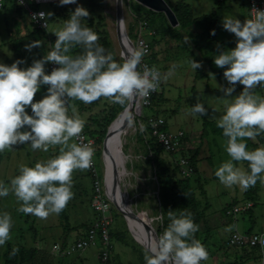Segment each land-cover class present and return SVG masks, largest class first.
I'll return each mask as SVG.
<instances>
[{
	"label": "clouds",
	"instance_id": "1",
	"mask_svg": "<svg viewBox=\"0 0 264 264\" xmlns=\"http://www.w3.org/2000/svg\"><path fill=\"white\" fill-rule=\"evenodd\" d=\"M21 5L24 0H18ZM77 0H59V6L76 4ZM53 13L33 14V20H48ZM89 11L77 5L64 20L63 26L52 32L57 39L49 45L47 54L34 59L31 66L21 68L26 60L17 59L10 66L0 63V153L15 145L29 144L32 151L48 152L58 148V154L34 167L21 164L19 174L10 180V187L0 182V197L10 192L20 203L18 212L45 220L50 214H60L73 198L72 176L75 170H88L93 164L94 148L83 142L81 133L85 121L73 101L91 104L104 97L112 103L125 106L134 97L148 98L162 82L161 72L155 65L144 64L147 49L129 48L120 61L114 58L99 41L92 28L83 24ZM250 17L241 21L225 15L221 21L224 30L234 34L236 46L222 49L214 64L222 69L227 87H220L227 98L223 113L212 109L209 116L205 102L198 95L191 106V114L209 116L225 137V151L229 160L220 164L214 175L228 188L238 186L247 190L259 180L264 184V145L247 150L246 138L255 140L264 133V97L255 94L264 88V10L253 4ZM212 30L211 35H215ZM185 43H189L188 38ZM41 41L26 44L29 52L40 47ZM76 47L81 52L72 55ZM52 63L50 74L45 65ZM193 69L202 65L191 61ZM175 66H173L174 68ZM211 74V73H210ZM212 75V74H211ZM167 79V76L164 77ZM243 90L237 95V85ZM41 86L47 94L34 102ZM31 108V115L26 108ZM247 162L249 171L237 166ZM168 226L158 239L153 240L144 255L145 264H201L208 259V251L196 238L199 225L188 211H167ZM234 227V226H233ZM12 217L7 211L0 213V246L11 239ZM231 230V228H229ZM16 249H13L15 254Z\"/></svg>",
	"mask_w": 264,
	"mask_h": 264
},
{
	"label": "rangeland",
	"instance_id": "2",
	"mask_svg": "<svg viewBox=\"0 0 264 264\" xmlns=\"http://www.w3.org/2000/svg\"><path fill=\"white\" fill-rule=\"evenodd\" d=\"M176 1L178 0H169L171 4L176 3ZM185 1L191 5L192 14L195 17L214 12L215 18L218 20V39L225 42V50L235 48L236 38L234 34L224 30L221 21L225 15H231L241 21L245 18H250L247 0ZM92 2V0H77L76 4L65 6H59V2L43 4L42 7L48 13H53V15L49 19V26L46 29H35L36 26L33 25L28 12L23 6L16 5L13 0L8 1L6 7L0 9V63L10 66L17 59H24L26 63L20 65V67L27 68L31 66L34 59L43 58L49 50V38L56 37L52 32L62 27L64 23V20L57 13L69 14V10L74 11L77 5H82L89 13L92 12L89 17L85 18L84 24L86 25L92 21L93 25L102 35H107L105 38H107L113 48L114 58L120 61L121 57L125 55L117 29L116 0H95L93 4ZM134 2L136 0H123L126 30L132 41L136 39L137 34L139 35L142 22L141 20H137L131 9V4ZM89 18H91L90 21H88ZM147 23L148 25H143L144 36L151 43L153 41L157 42L155 49L159 50V54L157 55L156 64L161 71L162 82L156 101L151 107H144L143 113L145 117L151 114L162 116L166 120V127L169 130H184L188 135V141L183 148L184 154H189V150H194L200 145L201 133L206 127L208 133L202 141L207 144V146H204V155L209 157L204 156L201 159L200 167L203 177H208L209 171L205 163L215 172L220 164L230 159L224 147L225 137L214 133L213 129L217 127L209 123L213 121L216 124L214 120L209 119L212 109L217 111V115L224 111L227 98L223 97V93L219 89L220 87H227V81L224 77H218L215 74L214 69L206 63L202 54L192 42L188 31L196 33L199 31L198 28L190 26L185 30L178 29L182 33L184 41L188 38L189 43L186 44L193 50L194 55L192 56L184 49L182 40L175 35L165 20H156L153 23L149 21ZM130 28L134 31L133 35L130 33ZM34 41H41V46L33 48L31 52L27 51L25 45ZM16 43L18 44L19 52H22L21 58L18 57L15 51L14 44ZM71 54L73 55V53ZM193 59L202 65L199 69L207 75L197 77L199 69L195 70L192 68L191 61ZM173 66L175 67L173 68ZM45 70L48 73V64L45 65ZM165 76H167V79H164ZM47 87L41 86L40 91L34 97V102L41 100L47 94ZM242 90L243 86L238 84L236 92L233 95L239 94ZM255 94L264 97V88L257 87ZM198 95L205 102L209 116L201 117L191 114V106L196 103ZM111 107H114V111L115 109L118 110L119 104L102 98L99 106H93L90 110L82 111L80 116L84 120L92 115L101 117L103 116L101 110H109ZM26 111L29 115L32 114L30 107L26 108ZM139 118L140 113L138 111V113H135L134 127L124 136V151L129 154L126 165L132 173L122 176L123 178H121L119 183L129 200L131 198L133 209L138 216V230L140 232L157 231L162 219V198L156 183V177L151 182L154 170L152 166L145 163L146 145L137 136V131L140 130ZM110 125H108L106 133L97 134L98 136L94 135L93 158L96 161L97 171L101 178L104 177L106 170L108 173L109 155L105 145V138ZM253 141L259 143L257 137ZM245 142L248 146L247 150H251L252 147L248 144L247 138ZM261 145H264V142H261ZM58 148L59 146L50 147L48 152H43L42 150L32 151L29 144H18L13 146V148L6 149L2 152L0 182H4L5 185L10 187V180L19 174L21 164L34 167L36 162L46 161L57 155ZM181 154V152L176 153L175 157L178 158ZM168 155V153L167 155L163 153L162 156L169 161ZM110 165L115 179L116 176L111 159ZM237 166L249 171L246 161L239 162ZM90 174V169L83 171L75 170L73 172L72 192L74 196L67 205V212L70 215L72 226H77V228L70 231L68 246L62 250L66 251L71 245L82 239L91 229V226L88 228L85 225L91 223L96 218V212H94L91 199L94 177ZM207 177L203 180L205 195L202 196L200 190L196 189L197 199L201 205L205 206L207 202L209 203L205 221L201 224L202 239L205 238L207 228H209V237L205 243L208 259L203 264H215L214 255L222 258L218 264H233L234 262L250 264L247 259L248 254L239 259L238 254L234 252L238 250L237 247L231 246L228 240L234 231L244 233L251 226V222H253V228L256 231L260 233L264 231V188L259 193V197H255L257 203L252 208V211L242 212L236 217L234 215L231 217L226 214V209L245 202L247 199L246 190L238 186L228 188L220 183L216 176ZM194 178L195 176H192V183H194ZM156 203L160 205L158 212L155 211ZM19 206L20 203L11 192L7 197H0V213L7 211L13 221L11 239L4 246H0V254L6 249L7 244L18 245V243H21L27 248L35 246L39 249L41 254L39 264H99L98 251L100 247L98 245L84 250L72 251L71 253H63L57 249L58 246L62 248L65 237L63 227L60 225L59 214H50L47 219L41 220L30 214L25 215L18 212ZM111 213L113 217L111 232L113 245L115 246L112 264H145L144 255L149 248L135 240L128 228L124 215L115 204L112 205ZM157 214H159V217L156 218ZM251 218L253 221H251ZM221 248L229 256L223 257L221 252L218 253L217 250ZM243 248L239 249L240 253H245L247 250L257 256H262L260 249H252L253 247ZM0 264H4V260H1Z\"/></svg>",
	"mask_w": 264,
	"mask_h": 264
},
{
	"label": "trees",
	"instance_id": "3",
	"mask_svg": "<svg viewBox=\"0 0 264 264\" xmlns=\"http://www.w3.org/2000/svg\"><path fill=\"white\" fill-rule=\"evenodd\" d=\"M92 1H93L92 4L95 3V0H92ZM166 1L169 3V5L175 11V13L179 19V26H177V27H171L165 13L155 12V11L143 6L142 4L138 3L137 1L134 2L133 4H131V9H132L133 13L135 14L137 20L147 21V22L150 21L151 23L155 22L156 20H161V21L165 20L168 23V25L170 26V28L172 29V31L175 33V35L178 36L179 39L182 40L184 49L187 52H189V54H191L192 56L194 55L193 50L185 43L184 37H183L182 33H180L178 31V29L185 30V29L189 28L190 26H195L196 28H198L199 31L196 33L188 31V34H189L192 42L194 43L196 48H198V50L202 54L203 58L205 59L206 63L211 68L214 69L215 74L218 77H224L223 72L225 69L219 68L214 64V56L218 54L217 45H219L222 49H226L225 42L218 39V37H217L218 20L215 18L214 12L212 14H204V15H200V16L195 17L192 14L191 5L189 3H187L185 0H178L174 4H171L169 2V0H166ZM16 5H17V3H16ZM36 7H39V5H36ZM69 11L71 12L72 10L70 9ZM70 12H69V14L57 13V15L60 16L61 19L67 20L69 18ZM90 13H92V12H90ZM90 20H91V18H89L88 21H90ZM83 24H84V22H83ZM86 26L92 28V30L97 33V35L99 37L98 42L101 45H103L107 50L111 51L114 55V51H113L111 44L109 43L107 38H105L107 35H102V33H100L96 29V27L93 25L92 21L88 22L86 24ZM35 29H39V28L35 27ZM212 30H215L216 34L214 36L211 35ZM133 32L134 31L132 30V28H130L131 35H133ZM49 39H51L52 43L54 44L57 37H50ZM156 43L157 42H154V41L151 43L152 49H153L151 60L155 64L157 63V55L159 54V50L157 51V49H155ZM14 48H15V51H16L18 57L21 58L22 52H19L17 43L14 44ZM80 52H81V49L79 47H76L72 50L73 55L79 54ZM48 73L50 74L49 67H48ZM205 75H207V74L200 71V69L197 71V77H201V76H205ZM102 98H104V97H101L100 99L96 100L95 102H93L91 104H84L80 101H73V103L76 104V106L79 110V114L81 115L82 111L90 110V109H92L93 106L94 107L99 106L101 104ZM156 98H157V94H155L152 98L153 103L156 101ZM127 105H128V102L126 103L125 106L119 105L118 110L115 109V111H114V107H111L109 110H105V109L101 110L100 109L103 113V116L98 117L96 115H92L86 120L83 119L85 121V127L83 129V132L89 134L92 137H94V135L96 136L97 134L99 135L100 133L101 134L106 133L108 125H110V123L115 119V117H117L118 114L121 111H123ZM209 123L212 126L216 127V124H214L213 121H210ZM146 129H147V127H146ZM213 132L223 136L222 130L219 128H216V129L214 128ZM207 133H208V130L205 127L201 133L200 145L197 146L194 150H189V156H190L189 159H190V162L192 163V165L194 167V174L192 176H195L194 183H192V180H193L192 176L186 177V176L181 175L180 167L177 165V163L175 162V159H174L176 153H170L168 155L169 161H167V159L163 158V156H162L163 153L164 154L166 153L162 144L160 142H158L154 136L149 135L146 138L145 133L143 131H141V130L137 131V136L139 137V140L144 142L146 145L145 163L152 166V169L154 170V173H153L154 177L153 176L151 177L152 178L151 182H153V180L156 177V183H157L159 190H160V193H161V198H162L161 207H163V209L161 210L162 219L160 220V218H159L160 225H159L158 230H157L158 234L159 235L162 234L164 232L165 228L169 224V220L167 217V211L168 210L171 209L173 211H177V213H179V211H185L186 210V211L192 213V217L194 219V222L199 225V231L195 235H196V238L199 239L204 246H205V243L209 237V233H208L209 228H207L205 238L202 239V237H201V224L205 221L206 211L209 208V203L207 202V204H205V206L201 205V203L197 199L196 189L200 190V193L202 194V196L205 195V188H204V184H203L204 183L203 180L205 178L202 176V174L198 168V160H199L198 155H199L200 149L202 147V143H203L202 139L205 137V135ZM257 138H258L259 143L255 142L251 139H248V144L250 145V147H252L251 150H254L257 147H260V143L264 142V133H262ZM187 139H188V135L185 138L184 142H186ZM184 147L185 146L183 145L181 153L183 155H187V154H184V150H183ZM150 151L153 152L152 155H149ZM170 156L172 159L170 158ZM1 160H2V153H0V163H1ZM90 173H91V170H90ZM90 175L92 176V173ZM261 188H262L261 183L258 180L257 184L254 187H250L249 189H247L245 191V194L247 195V200H252L254 202V206L257 203L255 197H259V193L261 192ZM92 191L94 192V187H93ZM91 199H93V194L91 196ZM159 209H160V205L158 203H156L155 211L158 212ZM250 211H252V209H250ZM94 212H96V211L94 210ZM95 214H96V218L94 220H96L98 217L97 216L98 213L96 212ZM59 217H60V225L63 227L64 233H65V237H64V240L62 243V248L60 246V248L62 250L68 246L67 245L68 235H69L70 231L76 229L77 226H72V223L70 220V215L67 212V206L59 214ZM157 217H159V214L156 215V218ZM94 220H92L91 223H88L85 226H88V228H90V226L93 224ZM251 221H253L252 218H251ZM253 227H254V224H253V222H251V226H250L247 234H250ZM32 228L35 229L34 226H32ZM111 237H112V232H111ZM256 247H259V246H256ZM14 248L16 249L15 254H13ZM40 255L41 254H40L39 249L35 246L31 247V248H27L26 246H24L21 243H18V245L9 243V244H7L6 249L3 251V253L0 254V261L4 260V264H39ZM202 262L203 261H201V263ZM233 264H241V263L240 262H234Z\"/></svg>",
	"mask_w": 264,
	"mask_h": 264
},
{
	"label": "built area",
	"instance_id": "4",
	"mask_svg": "<svg viewBox=\"0 0 264 264\" xmlns=\"http://www.w3.org/2000/svg\"><path fill=\"white\" fill-rule=\"evenodd\" d=\"M7 0H0V9L5 6ZM18 5V0H14ZM59 0H24V4L21 5L23 8L28 12L29 17L32 23L39 29H46L43 25L45 23L44 20H33L32 15L38 14L39 12L43 11L48 13L45 8L42 7L43 4L49 3H56ZM248 3V11L250 15V9L252 8L253 4L256 7L264 10V0H247ZM39 5V7H36ZM71 5V4H70ZM251 18V17H250ZM49 26V20H48ZM143 25H148L147 21L141 22L140 33L136 35V39L133 40V45L137 49H147V54L142 57L141 61V70L144 64H147L149 67L153 65L160 71L157 64L153 63L151 60L152 58V45L149 40H147L144 36L143 32ZM50 44L52 40L49 39ZM49 70L54 67H58V65L48 63ZM161 72V71H160ZM161 86V84H160ZM160 88V87H159ZM159 88L155 91L150 93L148 98H139L136 99L135 104V113H140V130L145 133V137L147 138L149 135L154 136L158 142L162 144L165 149V152L170 153H179L182 150V146L185 145V138L187 137V133L184 130H169L166 127V120L157 114H151L145 117L143 110L144 107H151L153 104V96L158 93ZM147 127V129H146ZM81 136L83 138L84 143L91 142L92 147L95 144L94 137L90 136L89 134L82 132ZM153 152L150 151L149 155H152ZM189 154L183 155L181 154L178 158H174L177 165L180 167L181 175L190 177L194 174V167L189 159ZM171 158V156H170ZM93 159L92 167L90 168L92 176L94 177V192H93V199H92V206L94 210L98 213V217L94 220L93 224L91 225V229L88 233L79 241L75 242L71 245L66 251L61 250L60 246L57 247L58 250H61L63 253H71L72 251L76 250H84L91 246L98 245L100 250L98 251V259L99 264H112L113 260V241L111 237V226H112V200L108 197L106 190H105V182L104 177H99L98 169L96 166V161ZM172 159V158H171ZM254 207V202L252 200H245V202L241 204H237L232 206L231 208L226 209V214L229 216H237L239 213L250 211ZM228 243L234 247H243V246H251L256 247L259 246L262 248L264 252V234L262 233H241L239 231H234L231 233V236L228 240Z\"/></svg>",
	"mask_w": 264,
	"mask_h": 264
},
{
	"label": "water",
	"instance_id": "5",
	"mask_svg": "<svg viewBox=\"0 0 264 264\" xmlns=\"http://www.w3.org/2000/svg\"><path fill=\"white\" fill-rule=\"evenodd\" d=\"M138 3L142 4L143 6L157 12H163L165 13L170 25L172 27L179 26V19L175 13V11L172 9V7L169 5V3L166 0H136ZM123 0H116V21H117V29H118V35L120 38V41L123 45V53L124 55H127L129 48H135L133 45V41L130 38L129 34L126 30L125 25V19H124V7H123ZM128 46H127V45ZM137 97H134L131 101L128 102V105L122 111L111 123V125L108 128V132L105 138V145L108 150L107 142L109 138V132L111 126L117 122L118 120H121L122 118H127L129 114L135 113V104H136ZM125 126V125H123ZM107 170L105 171L104 175V182H105V190L108 195V197L112 200L113 204H115L118 209L122 212L124 215L128 228L132 234V236L135 238L136 241H138L140 244L142 243L144 236L143 234H138L135 229L132 228L130 219L132 217H136V214L133 211L132 203L126 200L124 197L120 198L118 196V193L121 192L120 183L114 179V177L111 179L108 178ZM116 181V182H115ZM156 235V239H158L159 234L157 231H154ZM142 245V244H141Z\"/></svg>",
	"mask_w": 264,
	"mask_h": 264
},
{
	"label": "bare ground",
	"instance_id": "6",
	"mask_svg": "<svg viewBox=\"0 0 264 264\" xmlns=\"http://www.w3.org/2000/svg\"><path fill=\"white\" fill-rule=\"evenodd\" d=\"M134 118H135V113L129 114L127 116V118H122L121 120H118L110 128L109 138H108L107 143H108V150H109L108 151V155H109L108 156V178L111 180L113 178V174H112V169H111V165H110V159L112 162L113 171H114L115 176H116L115 180H117L118 182L121 180V178H123L122 176H125L127 174L132 173L130 170H128L127 165H126L127 160L129 158V154H127L124 151V140H125L124 136L126 134H128V132L134 127V125H133ZM123 125H125V126H123ZM109 157H110V159H109ZM122 181L124 182V180H122ZM118 195L120 196V198L124 197L129 202H132L131 198L129 200L127 194L122 189H121V192L118 193ZM133 211L136 214L134 209H133ZM137 217L138 216L136 214L135 218L132 217L130 219L131 226L133 229L136 230V232L138 234H140V235L143 234V236H144L143 241L144 242L142 241L141 244L150 249L153 240L156 239V235H155L154 231H152V230L146 231V232L145 231L140 232L138 230L139 221H138ZM149 234L154 236V237L152 238Z\"/></svg>",
	"mask_w": 264,
	"mask_h": 264
},
{
	"label": "crops",
	"instance_id": "7",
	"mask_svg": "<svg viewBox=\"0 0 264 264\" xmlns=\"http://www.w3.org/2000/svg\"><path fill=\"white\" fill-rule=\"evenodd\" d=\"M8 1H10V0H7L6 1V3H5V6L4 7H6V5H7V3H8ZM14 1V0H13ZM177 2V1H176ZM3 7V8H4ZM192 139V138H191ZM187 141H188V139L186 140V142H185V145H186V143H187ZM206 141V140H205ZM206 142H203L202 143V147H201V149H200V153H199V155H198V168H199V170H200V172H201V174H202V169H201V167H200V162H201V159L202 158H204V146H207V144H205ZM190 144V143H189ZM184 145V146H185ZM192 148V147H191ZM164 155H167V153H165ZM205 157H209V156H205ZM205 165L207 166V168H208V171H209V174H208V177H210V176H213V177H215V175H214V171H212V169H211V167H209V165H207V163H205ZM203 176V175H202ZM207 177V176H206ZM206 177H204V178H206ZM207 177V178H208ZM261 186H262V188H261V191H262V189L264 188V185L263 184H261ZM261 193V192H260ZM236 217V216H235ZM95 219V218H94ZM93 219V220H94ZM215 226H217V225H215ZM249 228H250V226L248 227V229L247 230H245L244 231V233H248V230H249ZM260 233V232H258V231H256L254 228L252 229V231L250 232V233ZM262 234H264V231L263 232H261ZM114 244V243H113ZM205 247H206V244H205ZM247 247H251V246H245L244 248H247ZM241 247H237V251L235 250L234 252H236L237 254H238V256H239V259L241 258H243L244 256H245V254H248L247 256V259H248V261H249V263L250 264H264V252H263V250H262V248H260V247H253L252 249H260V251H261V254H262V256H257V255H255V254H253L252 252H250V251H247L246 250V252L245 253H240V249ZM243 248V247H242ZM243 248V249H244ZM113 249L115 250V246L113 247ZM218 251V253L219 252H221V255L224 257V256H229V254L228 255H226L227 254V252L224 250V249H218L217 250ZM229 253V252H228ZM214 263L215 264H218L219 262H220V260H222V258H220L218 255H214ZM237 261H238V259H237ZM204 262V261H203ZM203 262L201 263V264H203ZM248 264V263H247Z\"/></svg>",
	"mask_w": 264,
	"mask_h": 264
}]
</instances>
